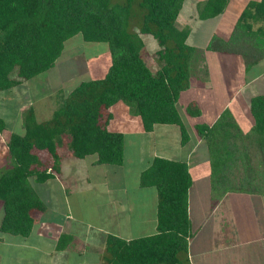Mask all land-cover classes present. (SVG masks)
<instances>
[{
  "label": "trees",
  "instance_id": "obj_1",
  "mask_svg": "<svg viewBox=\"0 0 264 264\" xmlns=\"http://www.w3.org/2000/svg\"><path fill=\"white\" fill-rule=\"evenodd\" d=\"M182 4L183 0H0V93L53 68L65 42L76 35L87 43H105L109 63L102 78L82 81L66 95L59 93L48 120L37 121L29 107L22 132H10L6 141L10 165L0 173V232L30 235L37 222L34 212L46 211L30 180L45 183L60 175L65 138L72 158L95 155L94 166L123 164L124 135L108 130L110 109L117 103L135 105L145 133L155 125H176L180 144L185 145L189 134L178 99L192 80L203 83L208 78L202 50L239 56L246 71L264 59V0L249 1L229 36H212L202 50L187 43L189 29L178 24ZM228 4L229 0H205L198 4V18H214ZM134 18L140 21L138 33L129 31ZM141 35H150L157 43L152 54L155 71L142 55ZM185 110L194 118L201 113L194 103ZM249 112L253 124L246 132L229 109L212 124L194 125L197 139L207 148L213 201L227 193L264 196V95L251 98ZM6 129L0 118V134ZM191 185L185 162L154 157L141 172L139 186L156 191V232L128 241L108 234L105 264L187 261L193 238L188 215ZM71 239L62 234L57 250L65 249Z\"/></svg>",
  "mask_w": 264,
  "mask_h": 264
},
{
  "label": "rangeland",
  "instance_id": "obj_2",
  "mask_svg": "<svg viewBox=\"0 0 264 264\" xmlns=\"http://www.w3.org/2000/svg\"><path fill=\"white\" fill-rule=\"evenodd\" d=\"M200 1L202 0H184L182 13L187 17H192L197 11L198 3L196 4V2ZM228 5L229 10L224 17L206 22H203V20L195 21L193 24L191 21L189 40L196 44L198 49L202 50L203 48L201 47L206 45L214 35L227 38L232 28L227 21L229 15L233 17V20L237 19L241 13L237 7L242 8L239 0H229ZM223 20H226L227 23H222ZM139 27V19L134 18L130 22L129 31L138 33ZM141 37L144 42L142 55L146 59L147 64L150 65V68L155 71L158 66L152 59V54L158 48L157 43L150 35H141ZM107 51L108 47L105 43H87L80 35H76L65 42L62 54L53 68L27 81L11 92H1L0 117L8 124L10 129L8 131L22 132L20 128L22 118L29 107H33L37 121L48 120L57 107L59 93L66 95L67 92L71 91L82 81L102 78L109 65L107 62ZM202 51L204 56L210 59L208 64V60L205 58L210 73H208L207 77H211V82H214L215 85H212L211 90L209 88L203 90L200 87L184 92L178 101V110L181 114L182 122L189 130V137L194 140H197V137L193 123L196 121L207 122V125L213 123L217 115H220L224 110L223 107L229 100L228 91H225L224 88H218L220 77L215 67V64L222 65L221 61L224 57L219 54L215 55ZM81 58L84 59L88 70H86L85 65H82L83 62L79 61ZM233 58L237 60L238 64L242 61L241 57ZM261 68L254 67L250 69L248 77L251 78L257 75ZM244 81L242 73L239 74L232 82L231 93L239 86L245 85ZM254 89L255 86L244 88L242 99L246 101L245 107H237L236 102H232V107H226L232 111L243 132L248 131L253 124L249 112L250 97L246 96L253 95ZM258 93H260L259 95H264V90ZM192 99H195L194 104L197 105L201 112V116L197 120L191 119L185 110L187 102ZM210 99L214 101L213 105ZM125 108L127 109L126 113L124 112ZM111 112L114 118L109 123L108 130L120 132L124 134L125 138V160L121 167L99 165L92 168L90 163L94 160L95 155L88 156L83 160L68 156V139L65 138L66 143L63 147H60L62 156L60 160L62 175L60 178H57V181L50 180L45 183H37L33 178L30 180L49 212L50 210L63 212L65 209H69L73 222H75L72 223L71 227L75 228L79 245L82 243L81 236L86 234V239L93 238L97 234V227L107 230L110 234L113 233L109 223V216L112 214L113 208L119 205V201L128 206L127 222L129 228H127L128 232L126 235L123 234L122 230L118 238L136 239V237H145L156 232H154V220L156 218V197L154 194H156V191L153 188H141L139 186V175L142 169L147 167L148 161L152 157L153 149L159 152L165 146L164 142H168L170 138L163 140L160 136L161 130L156 131L154 134L142 133L139 117L135 113V105L133 103L127 105L119 102L111 108ZM126 115L131 117L130 122L125 123L122 120ZM6 136V133L0 134V166L4 165L0 167V173L10 165L7 156H5L6 149L3 145ZM183 150L187 152L189 147ZM197 153L199 154H196L197 156L190 160V162L193 161L190 171L194 185L188 197V204L192 227L194 229L196 227L197 230L201 226L202 229L189 242V245L194 248L193 258L198 263L200 258L202 259L203 257L204 264H208L209 258L214 256V259L220 258L214 264H264V227L259 222V219H264V196L229 193L213 207L209 186L210 166L204 159L206 154L201 153V150L197 151ZM93 177L95 181H93ZM88 179L92 183L91 185L87 184ZM119 189H125V195L123 192H118ZM210 207H213L214 211L210 212ZM1 212L2 209L0 214ZM253 217L255 231H253V234H257L256 231H259L262 239L259 242L251 241L248 243L246 235L251 236V231L246 232L245 228L250 229L252 227ZM6 238H8L7 240L11 239L8 235ZM95 244L97 243L95 242ZM44 245H47L45 249L49 248V251H47L48 256L38 258L32 253L21 252L16 254L13 259L7 260L6 254L2 252L5 260H7H4L3 264H58L55 258L63 259L66 255L65 253H67L66 251L65 253L54 252L50 248L51 245L49 243H44ZM237 247H239V250L236 249ZM207 250L210 251L209 255ZM90 256L94 259L93 262L97 261L95 255ZM105 262L106 260L102 256L97 264H105ZM183 264H188L185 258L183 259Z\"/></svg>",
  "mask_w": 264,
  "mask_h": 264
},
{
  "label": "crops",
  "instance_id": "obj_3",
  "mask_svg": "<svg viewBox=\"0 0 264 264\" xmlns=\"http://www.w3.org/2000/svg\"><path fill=\"white\" fill-rule=\"evenodd\" d=\"M204 1L205 0H202L200 2H196V4L197 3L199 4V3L204 2ZM249 1H259V0H239V4L243 8V6H245L247 4V2H249ZM182 6H183V4H182ZM182 8H181V11H180V13L178 15V19H177L178 24H180L182 27H188V29H189L191 21H192V24L195 21H202L198 18L197 11H196V14L193 15L192 17L191 16L187 17L185 14L182 13ZM237 8L240 10V12L242 11V8H239V7H237ZM228 10L229 9L227 7L225 13H222V14H220L214 18H211V19L203 20V22L213 21L214 19H219L221 17H224V15L227 13ZM236 20H237L236 18L233 20V17L231 15H229V18L227 20L228 25L232 26V28H233ZM222 23H227V22H226V20H223ZM232 28H231V30H232ZM189 39L190 38L188 35L187 43L191 46L197 47V45L194 44L193 42H190ZM224 39H226V38H224ZM206 45H207V43H206ZM206 45H203L201 48H204ZM207 53H212V52H207ZM213 54L218 55V53H213ZM219 55H221V54H219ZM221 56L224 57V58H222V61H221L222 65L215 64V67L217 68L218 73H219V77H220L219 78L220 82H219L218 88H224L225 91H228L227 96H229L228 97L229 100L225 103L223 108L228 109L229 107H232V102H236L237 107L243 108V107H245V103H246V101H244V99H242V93H243L244 88H247L250 86H255L254 94L246 96V97H250L249 102H250L251 98L258 96L260 94L258 92H261L264 90V64L262 65L264 59L261 62H259L257 65L254 66V67H262L260 72L257 75H255L254 77L249 78L248 73H249L250 69L246 71L244 69L243 61L240 60L241 63L238 64L237 60L233 58V57H239V56H226V55L225 56L221 55ZM205 58L208 60V64H209L210 59H208L206 56H205ZM79 61L83 62L82 65L86 66L83 58H81ZM205 62H206V60H205ZM208 64H206L207 71H208ZM254 67H252V68H254ZM86 70H88L87 66H86ZM240 70H241V72H240ZM208 73H209V71H208ZM241 73L243 76V80H245L244 81L245 85L239 86L233 93H231L232 92V82ZM245 74H247V75L245 76ZM211 81H212L211 77L210 78L208 77L207 79H205V81L203 83L199 82L198 80H192L191 87L188 90L183 91L180 94V96L184 92L190 91L191 89H195V88L198 89L200 87H202L203 90L207 89V88H209V90H211L212 85L213 86L215 85L214 82L212 83ZM261 85H262V87H261ZM180 96H179L178 101L180 100ZM194 100L195 99L188 101L186 106H188L190 103H194ZM210 102L213 105L214 101H212L210 99ZM226 107H228V108H226ZM182 109H184V107H182ZM110 111H111V109H110ZM126 111H127V109L125 108L124 112L126 113ZM200 116H201V114L196 118L191 117V119L197 120L198 118H200ZM218 116H219V114L217 115L216 119L218 118ZM113 118L114 117L112 115V119L109 121V123L111 121H113ZM130 118L131 117H128L126 115L124 118H122V120L125 123H127V122H130V120H131ZM198 123L208 124L207 122L196 121L193 123V127L195 124H198ZM5 124H6L7 129L3 133H6L7 136H6V140H5L3 145L5 146L4 148L6 149L5 156H7L6 141L8 139L9 134H10V132L8 131L10 129H9L8 124L7 123H5ZM139 125H140V129H141L142 133H145L142 130V125H141L140 119H139ZM159 130H161L160 136L162 137L163 140H168V138H170V139L168 140V142H164L165 146H163V148L159 152H158V150L156 151V149H155V151H154V149H153L152 157L149 159L148 165L154 157H162V158L171 159V160L183 161L187 164L189 173L191 175L190 166H191L193 161L190 162V160H192V158L196 157L197 156L196 154H199V153H197V151H199V150H201V153L206 154V158L204 157V159L209 164L207 148L202 141H200L198 139L194 140L193 138L189 137V141L185 145H181L180 144V132H179V128L176 125H155L154 129L151 133H145V134H154V133H156V131H159ZM187 131L189 134V130H187ZM157 137L159 138L158 134H157ZM187 147H189V151L184 152L183 149L187 148ZM154 148H156V147H154ZM95 159H96V156H95L94 160ZM0 160H1V157H0ZM94 160H92L90 163L92 168H95V166L93 165ZM123 164H124V161H123ZM148 165H147V167H148ZM1 166H4V165L2 164ZM60 168H62L61 165H60ZM145 169H142V171ZM141 172H140V174H141ZM61 175H62V172H60V175L56 176L55 179H52V181H55V180L57 181V178H60ZM191 178H192V175H191ZM93 181H95L94 177H93ZM87 184L88 185L92 184V183H90L89 179L87 180ZM193 185H194V181L192 179V185H191V188L189 190V195L192 191ZM119 191L123 192L125 195V189H119L118 192ZM228 194L229 193H227L225 196H227ZM236 194H239V193H236ZM154 196L156 197V199H155V201H156L155 206H156L157 205V194H154ZM252 196H256V195H252ZM222 198L219 200H214V201L212 200L213 207H215L218 202H221ZM213 207H210V212L214 211ZM189 210L190 209H189V204H188V215H189V220H190V225H191V232H192L193 237H194V235L198 231H201L202 227L199 226V229H197V230H196V227H195V229L192 227ZM128 212H129V209H128L127 204L121 203V201H119V205H117V207L113 208V212L109 216V223H110L111 228L113 230V233H111L112 235L120 237L119 234L122 230H123L124 235L127 234V232H128L127 228H129L128 222H127L128 221V215H127ZM257 213H260V212H257ZM155 214H156V209H155ZM33 217L37 220V222L35 223V225L32 229V232L30 233V235L28 237L13 236V235H9V234H5V233L0 232V246H1L0 247V264H3L8 259H13V257L16 254H19L21 252L32 253V254L38 256V258L48 256L47 251H49L48 250L49 248L45 249V247L47 245H44V243H49L51 245L50 248H52V250L54 252H63V253H65V251L67 252V253H65L66 255L63 257V259H58L57 257L55 258L56 263H58V264H97L98 260H100V258L102 257V255L104 253V249H105L106 236L108 234H110L107 230H105V229L103 230L102 228L97 227L96 228L97 234H95L94 237L91 239H86L87 238L86 234H83L81 236L82 243H80V245H79L78 244L79 240H78V236L76 235L75 228L71 227L72 223H75V222H73V217H72V214L70 213L69 209H65L63 212H59L56 210H50V212H49V210H47V208H46V211L44 213L34 212ZM1 218H2V212L0 214V221H1ZM75 221H76V219H75ZM259 222H260L261 226L264 227V219H259ZM245 230H246V232L251 231V236L246 235V240L248 241V243L251 241L259 242L262 239V237L259 235V231L258 232L256 231L257 234H255V233L253 234L254 217H253L252 227H250V229L245 228ZM155 231H156V218L154 220V232ZM115 232H117V233H115ZM62 234H67L68 236H70L72 238L71 243H69V245H67L65 247V249L57 250L56 246H57L58 240ZM7 235H8V237H11V239L7 240L8 239V238H6ZM5 238H6V241H5ZM136 238H139V237H136ZM192 239L193 238H191V240ZM124 240L128 241L131 239L126 238ZM95 242L97 244L94 245ZM203 246H204V244H203ZM199 247H200V244H199ZM236 249L239 250V247H237ZM193 251H194V248L189 245L188 246V260H187L188 264H191V262H192V264H204V262H203L204 258L203 257H202V259L200 258L199 262L197 263V261L193 258ZM2 252H3V254H6L7 260H5ZM207 252L209 255L210 251L207 250ZM86 255H88V256L86 257ZM90 255H95L97 257L96 258L97 261L93 262L94 259ZM214 257L209 258L208 264H214V262H216V260L217 261L220 260V258L214 259Z\"/></svg>",
  "mask_w": 264,
  "mask_h": 264
}]
</instances>
